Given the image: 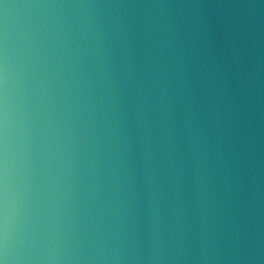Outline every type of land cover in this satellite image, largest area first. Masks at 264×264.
<instances>
[{
  "label": "clouds",
  "instance_id": "9594fccd",
  "mask_svg": "<svg viewBox=\"0 0 264 264\" xmlns=\"http://www.w3.org/2000/svg\"><path fill=\"white\" fill-rule=\"evenodd\" d=\"M0 264H264V0H0Z\"/></svg>",
  "mask_w": 264,
  "mask_h": 264
}]
</instances>
